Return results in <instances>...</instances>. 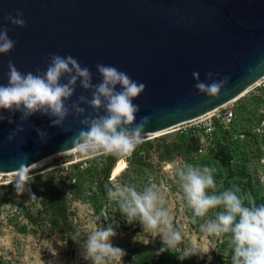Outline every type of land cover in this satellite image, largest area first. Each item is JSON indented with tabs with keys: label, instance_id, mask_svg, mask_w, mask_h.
I'll use <instances>...</instances> for the list:
<instances>
[{
	"label": "water",
	"instance_id": "water-1",
	"mask_svg": "<svg viewBox=\"0 0 264 264\" xmlns=\"http://www.w3.org/2000/svg\"><path fill=\"white\" fill-rule=\"evenodd\" d=\"M18 11L23 28L6 19ZM0 28L16 42L0 54V84L8 83L9 61L21 73L35 74L46 71L51 54L70 55L88 67L94 84L101 81L97 64L114 66L146 85L133 101L140 107L136 123L150 118L146 135L211 113L264 79V0H0ZM193 72L206 84L209 72L228 83L217 96H207L195 88ZM80 95L91 99L78 81L66 105ZM20 116L16 112L12 124L0 122V174L76 149L72 139L84 117L69 115L59 127L52 126L54 117L36 113L9 142ZM36 129L47 133L44 141Z\"/></svg>",
	"mask_w": 264,
	"mask_h": 264
},
{
	"label": "rangeland",
	"instance_id": "rangeland-1",
	"mask_svg": "<svg viewBox=\"0 0 264 264\" xmlns=\"http://www.w3.org/2000/svg\"><path fill=\"white\" fill-rule=\"evenodd\" d=\"M232 109L235 118L230 129L218 126L212 139L200 126L188 122L146 135L131 157L79 150L52 156L32 168V180L26 186L30 191L22 194L15 187L16 172L0 174V264H93L85 255L83 241L92 231L108 226L116 233L112 245L125 252L120 264H128L135 248L163 244L162 233L144 229L138 220L129 225L126 217L117 215L118 205L109 199L108 189L117 184L143 188L150 183L165 194L173 227L181 231L182 242L170 249L177 259L190 264H232L229 235H208L200 229L219 209L193 223V210L169 168L174 161L213 165L217 192L238 187L239 195L257 206L264 204V80L239 97ZM92 169L94 178L86 173ZM79 185L84 187L81 194ZM52 203L65 204L72 212L66 230L53 232L43 223L45 207ZM77 232L80 238L73 240ZM186 249L199 252L181 259Z\"/></svg>",
	"mask_w": 264,
	"mask_h": 264
},
{
	"label": "clouds",
	"instance_id": "clouds-1",
	"mask_svg": "<svg viewBox=\"0 0 264 264\" xmlns=\"http://www.w3.org/2000/svg\"><path fill=\"white\" fill-rule=\"evenodd\" d=\"M6 19L16 27L23 28L26 24L21 11ZM8 31L0 28V54H8L15 47L16 42L9 38ZM8 70V83L0 84V109L7 110L9 115L0 112V122L7 120L12 124L15 113H21L19 123H15V129L7 137L9 142L24 131V122L36 113L54 117L52 126L59 127L69 115L84 117L80 121L84 127L72 139L74 147L84 154L101 152L131 157L144 142L150 118L144 116L136 123L140 107L133 101L144 93L146 85L116 67L97 64L101 81L95 84L90 69L82 67L70 55L51 54L46 71L37 69L35 74L21 73L11 61ZM192 75L197 81V91L207 96H217L228 83V77L213 79L212 72L207 73V79L211 81L208 84L200 80L199 72ZM78 81L82 89L91 91V99L80 95L68 107L65 102L75 94ZM82 104L88 105L96 114H86ZM100 110L105 114L101 115ZM36 131L42 141L47 138L46 132ZM169 168L178 177L186 203L193 210V223L196 218H204L211 210L219 209L215 218L201 224L200 229L208 235H229L232 264H264V204L257 206L250 198L239 195L238 187L217 192L214 178L217 168L213 165L195 166L174 161ZM31 171L32 165L24 164L15 171L18 194L30 191L26 186L32 180ZM108 196L129 223L138 220L144 229L161 231L165 245L161 251L175 248L182 242L181 231L173 227V215L166 196L157 185L150 183L138 188L135 184H117L108 189ZM246 199L248 204H245ZM115 235L111 226L97 228L88 234L83 241L86 257L93 264H110V261L120 264L125 252L112 245L111 238ZM79 238V232L72 237L73 240ZM198 252L186 249L181 259Z\"/></svg>",
	"mask_w": 264,
	"mask_h": 264
},
{
	"label": "trees",
	"instance_id": "trees-1",
	"mask_svg": "<svg viewBox=\"0 0 264 264\" xmlns=\"http://www.w3.org/2000/svg\"><path fill=\"white\" fill-rule=\"evenodd\" d=\"M87 174H90L89 177H93V169L86 170ZM109 177H107V180ZM84 187L81 185L77 186L78 193H83L82 190ZM95 198H97L95 196ZM106 201L108 199H105ZM46 212L44 214L43 223L48 225L50 229L55 232L57 230H66V227H70L69 223H72V218L70 214L72 213L67 205L65 204H55L52 203L49 207H45ZM118 216H122L125 218L124 215L121 214L119 211V207H117L116 211ZM126 220V219H124ZM130 225V223H129ZM165 245H150V246H141L135 248L133 255L128 257V264H190L186 261H180L175 257V254L171 251L166 249L165 251H161ZM191 264H204V263H197L193 262Z\"/></svg>",
	"mask_w": 264,
	"mask_h": 264
},
{
	"label": "built area",
	"instance_id": "built-area-1",
	"mask_svg": "<svg viewBox=\"0 0 264 264\" xmlns=\"http://www.w3.org/2000/svg\"><path fill=\"white\" fill-rule=\"evenodd\" d=\"M262 81H260V83ZM234 118L235 115L232 106H226L219 108L211 113H208L194 121H191V123L193 122L196 125L200 126L205 136L209 139H212V137H214V135L216 134L218 126L225 130H228L230 129V126L232 125Z\"/></svg>",
	"mask_w": 264,
	"mask_h": 264
},
{
	"label": "bare ground",
	"instance_id": "bare-ground-1",
	"mask_svg": "<svg viewBox=\"0 0 264 264\" xmlns=\"http://www.w3.org/2000/svg\"><path fill=\"white\" fill-rule=\"evenodd\" d=\"M260 84V82H258L257 83V85H259ZM256 85V86H257ZM252 88V87H251ZM250 88V89H251ZM249 89V90H250ZM248 90V91H249ZM248 91H246L244 94H246ZM243 94V95H244ZM242 96V95H241ZM241 96H239V97H241ZM239 97H237L236 99H234L232 102H230V103H228V104H226V105H224V106H222V107H226V106H232L233 105V103H235V101L239 98ZM221 107V108H222ZM184 124V123H183ZM182 125V124H181ZM175 128V127H174ZM174 128H171V129H168V130H173ZM168 130H165V131H162V132H166V131H168ZM162 132H157V133H153V134H160V133H162ZM153 134H149V135H153ZM75 151H77L78 149L76 148V149H74ZM74 150H72V151H74ZM72 151H69V152H72ZM67 153V152H66ZM62 154V153H61ZM57 155H59V154H57ZM50 159H52V157H48V158H45V159H43V160H41L40 162H38V163H36V164H34L33 166H32V168H34V167H38V166H40V165H43L44 163H46L47 161H49ZM8 174H12V173H8Z\"/></svg>",
	"mask_w": 264,
	"mask_h": 264
}]
</instances>
